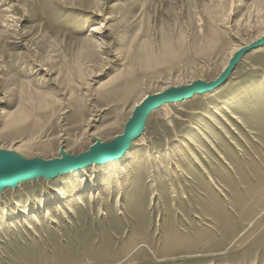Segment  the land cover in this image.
Instances as JSON below:
<instances>
[{"label":"rangeland","instance_id":"obj_1","mask_svg":"<svg viewBox=\"0 0 264 264\" xmlns=\"http://www.w3.org/2000/svg\"><path fill=\"white\" fill-rule=\"evenodd\" d=\"M263 37L264 0H0L9 159L112 144L140 101L249 49L150 112L109 170L1 189L0 264H264Z\"/></svg>","mask_w":264,"mask_h":264},{"label":"water","instance_id":"obj_2","mask_svg":"<svg viewBox=\"0 0 264 264\" xmlns=\"http://www.w3.org/2000/svg\"><path fill=\"white\" fill-rule=\"evenodd\" d=\"M264 45V37L255 43L254 46ZM249 51V49L239 50L230 60L227 68L220 77L213 83L194 82L189 86L178 89H169L160 94L147 97L132 113L131 118L124 126L123 132L116 137L112 144H97L89 149L88 152L78 157H66L62 161H41L39 159L21 161L2 157L0 159V187L13 185L19 179L33 178L34 176L49 175L63 169H70L77 166L96 163L101 159H114L119 157L128 147L131 140L143 130L146 116L153 110L164 104L182 101L192 98L194 95L204 94L218 88L223 84L230 73L235 68L238 61Z\"/></svg>","mask_w":264,"mask_h":264},{"label":"bare ground","instance_id":"obj_3","mask_svg":"<svg viewBox=\"0 0 264 264\" xmlns=\"http://www.w3.org/2000/svg\"><path fill=\"white\" fill-rule=\"evenodd\" d=\"M100 30V28H96V27H94L93 29H91V32H94V33H98V31ZM262 39V38H261ZM240 49H237V50H235L233 53H232V56H231V59H233V57H234V55L239 51ZM230 62V61H229ZM222 85V84H221ZM220 85V86H221ZM219 86V87H220ZM217 89V88H216ZM215 90V89H214ZM211 91H213V90H211ZM208 92V91H207ZM159 94V93H158ZM204 95V94H203ZM198 96V95H197ZM200 96V95H199ZM145 99H147V98H145ZM145 99H143L142 101H140L135 107H134V109H133V112H134V110L137 108V107H139V105L145 100ZM163 107H165V106H163ZM152 113H155L154 112V110H153V112ZM147 117V116H146ZM146 119V118H145ZM145 126V121H144V124H143V129L145 128L144 127ZM142 134V133H141ZM141 134H138V136H136L133 140H131L130 141V143H129V145H128V147L126 148V150L119 156V157H117V158H112V159H107V160H104V159H101V161H98V162H94V163H89V164H85V165H81V166H77V167H74V168H70V169H63V170H60V171H58V172H53L52 174H49V175H40V176H34L33 178L31 177V178H25V179H19L18 181H16L13 185H10V186H3V187H0V191H1V189H3V188H7V187H10V189L11 188H16L17 186H19V185H21L22 183H24V182H27V181H29V180H32V179H38V178H40V177H42L43 179H49V178H52V177H54V176H56L57 174H59V175H66L67 173H70V175H71V177L72 178H77L79 175H80V170L82 171V169L84 170V168L86 169L87 167H85V166H88V165H91L90 167L92 168V166H94V165H97V166H100V167H102L103 168V170H105V171H107V170H109L110 169V167L113 165V164H117V163H119V161L120 160H122L124 157H126L128 154H129V152L131 151V148H132V145L134 144V141H135V139H138V138H141L140 137V135ZM97 144H101V143H97ZM97 144H95V145H97ZM95 145H93V146H95ZM92 146V147H93ZM128 152V153H127ZM67 156H64L63 157V159L64 158H66ZM5 158H7V160H10L8 157H5ZM0 159H2V157H0ZM63 159H54V160H48V161H62ZM10 161H12V160H10ZM42 161V160H41Z\"/></svg>","mask_w":264,"mask_h":264}]
</instances>
